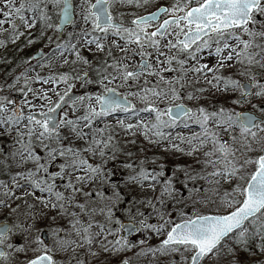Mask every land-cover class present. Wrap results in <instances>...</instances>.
<instances>
[{"label":"snow or ice","instance_id":"snow-or-ice-1","mask_svg":"<svg viewBox=\"0 0 264 264\" xmlns=\"http://www.w3.org/2000/svg\"><path fill=\"white\" fill-rule=\"evenodd\" d=\"M151 3L0 0V37L7 33L0 47L25 37V46L45 40L49 48L25 59L18 75L0 83V136L12 140L0 162V264H62L54 250L67 252L74 245L73 252L87 247L96 256L94 243L113 254L139 247L137 257L159 254L169 258L165 264H203L229 242V251L255 248L264 254V0H173L147 14L134 11ZM77 65L90 71H78ZM74 82L84 89L81 94H73ZM14 91L22 98H14ZM113 117L115 125L107 122ZM117 128L133 135L141 130L150 143L166 142L188 156L206 149L205 159L196 160L199 171L178 166L182 179L166 176L163 165L149 170L143 161L135 166L125 161L127 182L160 189L155 199L124 206L120 185L112 181L115 172L105 171L122 151ZM28 164L33 167L25 168ZM199 181L211 185L203 191L218 200L200 198ZM98 183L112 195L106 188L91 190ZM29 197L70 216L68 227L79 241L65 240L63 228L38 227L46 214H37ZM209 202L215 210L203 211ZM49 231L54 244L46 239ZM149 233L163 238L142 247ZM134 234L146 239L134 243L129 239ZM20 253L23 261L16 259ZM75 264L85 262L76 257Z\"/></svg>","mask_w":264,"mask_h":264},{"label":"rangeland","instance_id":"rangeland-1","mask_svg":"<svg viewBox=\"0 0 264 264\" xmlns=\"http://www.w3.org/2000/svg\"><path fill=\"white\" fill-rule=\"evenodd\" d=\"M79 0H77V3ZM173 0H152V3L148 6L147 9H134V11L138 12V14H147V12H152L159 6H170ZM130 16H125L124 19L128 20L130 19ZM5 28H8V25H4ZM23 30V29H22ZM39 26H37L36 30H33V36L38 35ZM68 31H71V28L68 29ZM48 35H54V33L50 30L48 32ZM3 39H7V33L4 34L3 37H0ZM114 39L113 37H109L108 43L111 42V40ZM121 44L123 42H120ZM26 45L25 37H21L19 41H17L15 44L8 43L4 47H0V83H3L4 81H11L14 75H18L23 70V61L25 59H29L32 57L35 52H38L40 50H43L45 53L49 51V48L46 47V41L45 40H37L36 43L32 45ZM55 45L53 44L52 47ZM114 52L117 56L121 55V53L118 50L114 49ZM83 54L88 56L89 59H93L92 55L85 49L83 50ZM138 59V57L136 58ZM214 58H209L207 62L211 63L213 62ZM4 61H6V64L4 65ZM35 63V61H33ZM58 67L59 71H68L69 66H63ZM77 70H89L86 66L77 65L75 66ZM8 68V69H6ZM43 75L48 74V70L45 69L42 73ZM29 75H33L32 73H29ZM76 83V87L72 90L73 93L81 94L84 89L80 87L79 82ZM34 88H40L44 87L45 89L53 87L52 85H39L35 84L33 85ZM64 85H59L58 89L62 92L64 90ZM89 90H95V86H89ZM7 92V90H6ZM12 96H19L21 95L18 92H13ZM53 100L56 99L55 96L52 97ZM136 101H134L135 103ZM191 106V104H189ZM237 110H240L238 108ZM245 110H250L249 108ZM108 123H111L115 125L116 120L115 118H110ZM135 123V120L131 121ZM135 135H133L130 132H124L123 130L117 128L116 129V140L119 141V147L122 149L121 153L117 154V158L115 161L110 160L107 163V166L105 168V171L112 170L115 172V175L112 177V181L114 183H118L120 185L119 191L122 194L125 205L127 206L128 201H132L133 199L136 200H148V199H155L157 196H159V189L160 185H156V190L153 191L151 187L148 186V184H145L143 188L140 186L127 182L126 177L129 175V170L123 168V163L125 161L129 163H133V165H137L140 163V161L144 162V167H146L149 170H152L153 168H158L160 165H163L165 175L168 177L173 176L175 173L179 178H183V172L179 171L177 172L176 169L179 166L180 168L187 167L189 165L192 166L193 169L199 171L201 168L200 164L196 163V160L199 159L203 161L205 157L203 156V151L206 149H202L193 156H188L184 153L176 152L175 150H172L170 145L166 142H162L159 144L150 143L148 140L145 139L144 135L142 134L141 130H134ZM193 131H198V129H193ZM182 134L184 136L191 135V132L189 130H182ZM175 135V133H173ZM224 139H228V137L225 135ZM132 141H135V143H132ZM178 143V141H174ZM79 143V142H78ZM181 147L187 149L186 145H181ZM168 149V151H165V149ZM0 149H3L2 152H0V162H3L5 158L8 155V152L12 149V140L10 137L7 136H0ZM39 152L40 150L37 149ZM127 152H131L132 156L128 157L126 155ZM43 155V153H41ZM155 161V163H153ZM9 163L12 161L9 159ZM61 161H57L56 163H60ZM91 163H97L98 158H91ZM25 168H31L33 167L32 164H28L24 166ZM22 169H18L16 167L12 168V171H19ZM57 168L54 166L51 171H56ZM211 171V169H208ZM163 180V178H161ZM191 184V182H190ZM179 186V185H177ZM197 187L201 188V193L199 194L200 198L208 197L210 199H217L218 196L214 194L212 191L204 192V188H211V185H208L204 181H199L196 183ZM227 187V186H226ZM98 188H106L107 195H112V190L107 185L102 184H96L92 186L91 190H95ZM86 190L88 189V186H85ZM20 192H17V195H19ZM185 195H187V192H184ZM37 196L40 195V193H36ZM77 199L83 203L85 202V197L83 196V193H80L77 195ZM28 203L35 204L36 208L35 211L37 214L45 213L43 220L38 224V227L44 228L49 227L50 228H63L65 231L61 233L62 237L65 240H76L79 241V238L75 235V232L72 231L68 227L69 220L72 219L70 216H62L58 215L57 210L55 209H49L44 208L42 205H40L38 202H36L33 198H28ZM15 206V205H13ZM77 212H79L78 209H75ZM203 211H212L215 210V205H212L210 202L208 204L207 208H202ZM190 211V209H189ZM119 215V213H117ZM52 217H55V220L52 219ZM3 217H0L2 219ZM23 219V217H21ZM87 219V217H84ZM96 219L103 220L102 216L97 215ZM123 219V218H122ZM151 222H156L153 218ZM148 235H151V239H147L146 245L142 247H148V246H156L160 239L163 237H157L154 234L149 233ZM47 238L49 241V244H54V238L51 235V232L49 231L47 234ZM141 238H145L146 236L144 234H134L130 236L129 239H131L134 243L139 242ZM109 239H112V237H109ZM18 242H23L22 240H18ZM75 247L74 245L69 247L67 252H59L54 250V258L62 262V264H69V261L71 260V264H75V258L78 257L79 259L83 260L85 264H119L123 259H131L132 264H165V262L169 259L167 257H161L159 254L157 256L153 257L151 254L149 255H141L137 257L136 253L140 251V248H134L129 251H124L121 253L113 254L111 252H104L100 247L99 244L94 243L91 251L96 252V256H91L89 254V251L87 247L84 248H75V252L72 251V248ZM229 247H232L231 242H229L228 247L223 248L219 253L210 255L208 258L205 259L203 264H264V254H261L258 249H253L252 251H245L243 247L238 248L235 250V252L229 251ZM176 260H179V256L174 257ZM18 261H23L25 259V256L20 253L17 254Z\"/></svg>","mask_w":264,"mask_h":264},{"label":"water","instance_id":"water-1","mask_svg":"<svg viewBox=\"0 0 264 264\" xmlns=\"http://www.w3.org/2000/svg\"><path fill=\"white\" fill-rule=\"evenodd\" d=\"M39 55V53L38 54H36V55H34V56H38ZM16 99H18L17 97H16ZM46 239H47V237H46ZM47 241H48V239H47Z\"/></svg>","mask_w":264,"mask_h":264},{"label":"trees","instance_id":"trees-1","mask_svg":"<svg viewBox=\"0 0 264 264\" xmlns=\"http://www.w3.org/2000/svg\"><path fill=\"white\" fill-rule=\"evenodd\" d=\"M6 64V61H4V65ZM6 69H8V68H6ZM0 177H2V176H0Z\"/></svg>","mask_w":264,"mask_h":264},{"label":"flooded vegetation","instance_id":"flooded-vegetation-1","mask_svg":"<svg viewBox=\"0 0 264 264\" xmlns=\"http://www.w3.org/2000/svg\"><path fill=\"white\" fill-rule=\"evenodd\" d=\"M163 19V18H162Z\"/></svg>","mask_w":264,"mask_h":264}]
</instances>
